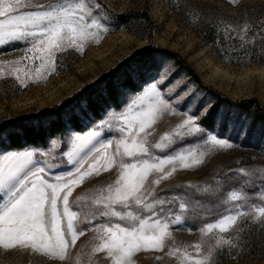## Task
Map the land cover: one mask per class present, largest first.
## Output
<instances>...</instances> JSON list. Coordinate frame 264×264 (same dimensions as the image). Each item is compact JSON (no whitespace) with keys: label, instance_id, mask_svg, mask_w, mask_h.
Instances as JSON below:
<instances>
[{"label":"snow or ice","instance_id":"obj_1","mask_svg":"<svg viewBox=\"0 0 264 264\" xmlns=\"http://www.w3.org/2000/svg\"><path fill=\"white\" fill-rule=\"evenodd\" d=\"M95 7L99 10L102 5L97 3ZM103 16L104 13L99 11L93 14L91 7L83 0H62L34 8L24 7L21 0H0V46L12 41L30 43L31 47L25 50L24 58H32L28 53L31 52L34 57L39 51L43 54L40 60L44 65L53 59L57 50L65 46L75 47L82 52L86 41L92 39L98 42L100 33L109 31L107 24L102 22ZM213 31L216 33L214 42L222 54L225 48H231L250 55L248 48L256 50V39L264 42V28L252 24L248 19H243L242 25L236 23L224 29L219 24L214 25ZM249 34L252 35L251 42ZM49 66L52 70L56 68L54 63ZM173 71L175 69L169 68L162 58L151 56L129 64L123 80L113 85L117 94L115 100L101 106L105 119L94 121L88 102L84 101L81 109L86 121L84 127H91L74 135L72 129L59 133L61 138L67 136V144L71 145L69 151L63 153L68 161L65 162L67 166H60L61 170L41 163L38 159L41 146L24 144L14 149H0V246L4 249L17 246L29 248L63 261L70 254L78 236L92 227L97 231L99 241L92 251H106L112 264H136L135 253L164 247L170 227L166 214L171 209L164 207L165 201L159 197L149 199L153 186L170 175V170L164 167L166 164L174 168L179 163L181 168H192L202 163L204 152L190 149L149 158L150 148L140 134L147 135L146 129L161 114L181 107L186 118L175 126L172 133L164 132L155 144L156 149L166 148L177 141L185 147L189 141H194L203 142L210 150L224 149L231 143L234 129L239 128L244 135L251 133L250 125L238 112L227 105L216 107L214 98L192 84L175 91L180 77H172ZM106 120L109 121L107 128ZM113 129L119 132V138L115 141L114 150L110 151L113 140L104 136L110 135ZM22 134L23 130L0 129V142L10 141L13 136ZM51 135L49 133V138ZM257 135L264 137V129ZM51 143L55 145L57 141L51 140ZM125 157L130 161L125 162ZM116 164L119 166L116 180L107 185L106 195L101 191L100 195L93 197L97 207L86 213V218L99 216L107 220L95 224L89 221L83 227H78V212L73 210L72 204L79 205L83 197L77 196L70 201L73 189L85 178L98 175ZM245 171L239 169L242 174ZM150 173L156 174L154 180L149 181ZM244 182L245 178L241 175L230 187L235 188ZM192 187L176 186L165 191L182 188L184 196L189 199L213 198L211 193L192 197L187 191ZM253 187L257 191L264 187V177H259V185ZM229 199L235 202L236 210L219 215L214 222L205 223L200 229L201 232L219 231L215 244L222 252L240 243V240H234L232 233L242 237L241 230L236 226L238 219L246 215L242 210L244 206L239 203L242 193L232 191ZM167 203L177 205L178 202L172 199ZM116 205L120 208L117 209ZM178 207L186 210L189 200L178 203ZM248 211L252 223H264V202L260 206L253 203ZM224 246H228V249ZM196 251L200 253L199 244ZM212 257V247L199 256H190L185 252L186 261L190 264H212Z\"/></svg>","mask_w":264,"mask_h":264},{"label":"rangeland","instance_id":"obj_2","mask_svg":"<svg viewBox=\"0 0 264 264\" xmlns=\"http://www.w3.org/2000/svg\"><path fill=\"white\" fill-rule=\"evenodd\" d=\"M26 8L39 5L62 2V0H21ZM72 2V0H69ZM80 2V0H76ZM88 4L93 14L103 12L102 22L106 23L109 31L101 32L99 41L88 40L80 52L72 46H65L53 54V59L42 65L41 52L35 56L25 50L31 47L24 41H12L6 46H0V123L14 121L40 112L50 110L72 98L78 92L94 87L110 70L126 62L136 51L151 47L167 48L184 59L203 84L210 90L224 97L221 105H227L245 118L251 127V133L244 135L240 129L231 133V143L224 149H208L203 142L189 141L188 146L178 141L166 148L156 149L155 144L160 141L164 132H173L175 126L186 118L183 108L176 111L169 110L161 114L155 123L146 129L147 135L141 133L145 143L150 148V157L170 155L173 151H188L197 149L204 152L202 163L192 168H181L179 163L170 170L168 177L162 178L153 186L149 197H159L164 200V207L171 211L166 214L170 221L169 234L165 238L164 247L160 250H140L134 254L136 264H190L186 261L185 252L190 256H199L213 248L212 264H264V223H252L249 209L255 203L260 206L264 202V187L257 191L253 185H259V177H264V137L257 132L264 129L263 124L257 126L249 119L234 101L257 99L264 105V65L251 64L247 66L230 65L220 60L203 39L202 32L197 28L196 13L205 8H216L232 18H246L250 9H261L258 15L264 16V0H83ZM102 7L97 10L96 4ZM214 15L210 10L206 11ZM99 18V17H98ZM264 28V27H263ZM167 63L169 68L175 69L172 77H180V84L175 91L185 85L192 84L194 88L206 93L209 97L218 98L210 94L205 88L194 81V78L176 61L159 57ZM55 64V70L49 66ZM230 101V102H229ZM117 111H122L118 109ZM95 120L105 119L101 114ZM84 124V117H80ZM109 121L106 120L105 128ZM84 126V125H83ZM91 125L85 128L89 130ZM73 130V129H72ZM73 131L72 134L74 135ZM240 133V134H238ZM174 135V133H173ZM105 139H112L110 151L115 148V141L119 132L112 130ZM51 140H56L53 145ZM42 147L38 159L43 165L61 170L68 157L63 153L69 151L67 136L53 138ZM0 149H2L0 147ZM4 150V149H3ZM45 151L48 153L45 155ZM125 162L130 158L125 157ZM91 162L90 160L88 161ZM245 169L240 173L239 169ZM119 173L118 164L112 168L91 175L77 185L70 201L81 196L80 204H72L78 212L77 226L83 227L89 221L92 224L103 223L104 217L91 216L86 213L97 206L93 197L107 194V185L114 183ZM241 175L245 182L235 188ZM156 174L150 173L149 181L154 180ZM147 183V182H146ZM192 185L187 189L192 197L211 193L212 199H189L184 196V190L167 192L176 186ZM232 191L242 193L239 201L244 207L245 216L238 219L237 226L242 237L232 233L234 240L240 243L227 251H221L215 241L220 235L217 229L201 232L205 223L214 222L219 215L235 211V202L229 199ZM220 195H217V194ZM246 197L247 199H245ZM175 199L178 203L189 200V207L181 210L177 205L167 203ZM117 209L120 208L116 205ZM134 207V206H133ZM120 222L117 218H112ZM95 228L89 227L78 236L76 244L63 261L59 258L46 257L29 248L15 247L4 249L0 246V264H112V259L106 251L93 252L92 248L99 241ZM200 245V253L196 245Z\"/></svg>","mask_w":264,"mask_h":264},{"label":"trees","instance_id":"obj_3","mask_svg":"<svg viewBox=\"0 0 264 264\" xmlns=\"http://www.w3.org/2000/svg\"><path fill=\"white\" fill-rule=\"evenodd\" d=\"M207 10L213 12L214 15L208 14L206 12ZM260 12L261 9L259 8L250 9L246 13V18L243 19H248L252 24H259L263 28L264 16L258 15ZM196 17L198 21L197 28L202 32L204 42L211 47L220 60L230 65H264V42L259 39H256L255 51H253L251 47L248 48L250 55L245 54L238 49L233 50L231 48H225L223 54L221 51H218V45L214 42V38L216 36V33L213 31L214 25L219 24L221 29L227 28L228 26L236 23L242 25V18H232L227 14H222V11L216 8L208 7H204L200 13L197 12ZM248 39L249 42L252 41L251 34H249ZM145 56H151L154 58L162 56L176 61L179 67L185 69L194 78V81L197 84L218 98L216 107L221 105L222 100L225 101L223 99L224 97L206 87L188 63L175 52L167 48L160 47L141 49L134 52L126 62H123L117 68L110 70L106 75H104V77H102V79H100L97 85L78 92L75 96L67 99L62 104L54 106L45 112L29 115L14 121L0 123V129L23 130L22 135L13 136L10 141L5 140L0 142V147L4 150H9L10 147L14 149L16 146L24 144L44 147L51 139L58 137L59 133L65 131V129H73L77 132L85 131V127L83 126L84 124L80 120V117H83L81 112L83 102H88V106L91 109V115L93 117H100L102 114L101 106L104 103H113L116 98L117 94L113 85H115L117 81L123 80L124 71L129 64ZM105 92L110 94L104 95ZM233 103L236 104L238 108L242 109V111L248 115L249 119L253 120V123L256 126L258 124L264 125V105L260 101L257 99H250L234 101ZM49 133L52 134L50 138ZM46 140L47 143L45 142Z\"/></svg>","mask_w":264,"mask_h":264}]
</instances>
